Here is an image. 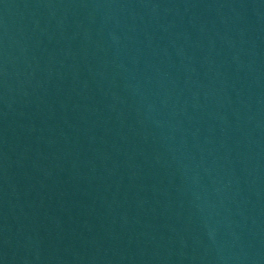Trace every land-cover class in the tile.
I'll return each mask as SVG.
<instances>
[{
  "label": "water",
  "instance_id": "obj_1",
  "mask_svg": "<svg viewBox=\"0 0 264 264\" xmlns=\"http://www.w3.org/2000/svg\"><path fill=\"white\" fill-rule=\"evenodd\" d=\"M0 264H264V0H0Z\"/></svg>",
  "mask_w": 264,
  "mask_h": 264
}]
</instances>
